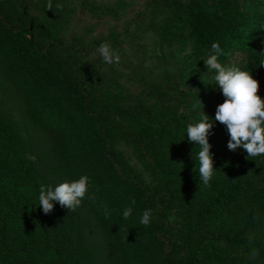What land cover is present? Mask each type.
<instances>
[{
    "label": "trees",
    "instance_id": "obj_1",
    "mask_svg": "<svg viewBox=\"0 0 264 264\" xmlns=\"http://www.w3.org/2000/svg\"><path fill=\"white\" fill-rule=\"evenodd\" d=\"M14 13L9 0H0V264L264 259V155L221 152L216 138L226 126L215 112L222 92L189 73L188 57L179 55L192 44L194 61L205 67L218 42L219 61L250 72L264 99V0L148 1L132 22L154 33L164 68L151 75L129 63L141 86L135 99L84 60L104 42L121 49L120 33L66 43L49 24ZM202 111L216 135H208L214 174L207 186L199 176V148L186 133ZM81 175L90 178L81 205L70 211L54 202L45 214L41 185L54 188ZM92 193L95 201L88 199ZM128 206L133 213L125 220ZM146 209L153 210L149 226L139 222Z\"/></svg>",
    "mask_w": 264,
    "mask_h": 264
},
{
    "label": "rangeland",
    "instance_id": "obj_2",
    "mask_svg": "<svg viewBox=\"0 0 264 264\" xmlns=\"http://www.w3.org/2000/svg\"><path fill=\"white\" fill-rule=\"evenodd\" d=\"M148 1L150 0H51L52 10H47L46 5L49 0H9V6L18 16L49 24L66 43L81 38L88 44L95 39L108 37L111 29L120 33L121 49L116 50L121 58L118 65L106 64L97 52V48H94L84 60L86 63L90 61L97 63L98 70L104 73L103 78L117 79L118 83L135 99L140 94L141 86L136 79L132 78L134 75L131 74L132 69L129 63L143 66L151 75L160 76V71L164 68L160 62L162 48L154 33L148 31L144 24L137 29L132 22ZM126 27L129 32L130 30L134 32L132 37L129 32L125 33ZM192 51H194L193 45L188 44L183 46L179 53L180 57H188V60L183 62L188 72L199 78L201 82L213 85L216 91L220 90L219 86L215 85L214 73L208 72L206 67L197 64ZM100 79V76H95L93 81L100 85L102 84ZM224 100L225 97L222 94L217 103ZM214 133L212 131L209 134L213 136ZM220 138H216L217 147L227 157L230 158L235 154L241 157L247 156L243 148H237L235 151L228 150L230 136L226 127L222 128ZM120 147L129 161L140 167L130 149L123 144ZM262 236L264 238V229ZM258 264H264V259Z\"/></svg>",
    "mask_w": 264,
    "mask_h": 264
},
{
    "label": "clouds",
    "instance_id": "obj_3",
    "mask_svg": "<svg viewBox=\"0 0 264 264\" xmlns=\"http://www.w3.org/2000/svg\"><path fill=\"white\" fill-rule=\"evenodd\" d=\"M46 7L47 10H52L51 0ZM97 52L106 64L118 65L120 63L119 54L107 42L101 43ZM223 54L219 43L214 42L206 59H203L208 72L214 73L215 85L219 86L225 97L224 102L216 108L215 120L226 126L230 136L227 144L228 150L235 151L237 148H243L247 153V159L264 155V99L258 95L259 81L254 79L250 72L241 70L236 65L222 64L219 57ZM260 66H264V61H261ZM211 128L212 123L209 121V117L202 111L200 121L188 124L186 130L188 140L195 142L199 148L196 158L199 162L200 180L205 186L209 184L214 174L211 145L208 140ZM89 188L90 178L87 175H81L79 179L71 182H62L54 188L41 185L38 197L39 206L42 207L45 214L53 210L54 202H58L61 207H66L70 211H75L89 193ZM88 199L95 201V193L89 195ZM135 203L134 199L131 200L132 205ZM132 213L133 207H126L122 213L123 218L127 220ZM110 215L111 213L105 205V218ZM152 218L153 210L146 209L139 222L144 226H149ZM258 255L256 250L251 253L252 258H256Z\"/></svg>",
    "mask_w": 264,
    "mask_h": 264
}]
</instances>
